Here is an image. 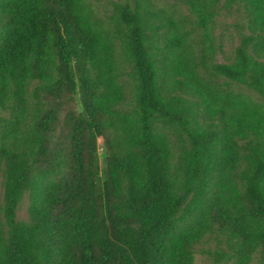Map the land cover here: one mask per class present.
Listing matches in <instances>:
<instances>
[{
    "label": "trees",
    "instance_id": "1",
    "mask_svg": "<svg viewBox=\"0 0 264 264\" xmlns=\"http://www.w3.org/2000/svg\"><path fill=\"white\" fill-rule=\"evenodd\" d=\"M197 257L264 264V0H0V264Z\"/></svg>",
    "mask_w": 264,
    "mask_h": 264
},
{
    "label": "rangeland",
    "instance_id": "2",
    "mask_svg": "<svg viewBox=\"0 0 264 264\" xmlns=\"http://www.w3.org/2000/svg\"><path fill=\"white\" fill-rule=\"evenodd\" d=\"M227 21H228V23H230L229 20H227ZM218 58H219L218 61L221 62L222 61L221 58L220 57H218ZM17 217L20 220H24L26 218V202H23L22 205L20 206V209L17 213ZM195 264H208V262H206L201 257H197Z\"/></svg>",
    "mask_w": 264,
    "mask_h": 264
}]
</instances>
